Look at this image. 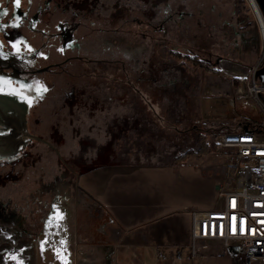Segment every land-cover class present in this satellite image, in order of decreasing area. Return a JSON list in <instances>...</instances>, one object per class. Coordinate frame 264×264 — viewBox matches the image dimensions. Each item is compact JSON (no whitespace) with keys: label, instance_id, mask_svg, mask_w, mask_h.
<instances>
[{"label":"flooded vegetation","instance_id":"1","mask_svg":"<svg viewBox=\"0 0 264 264\" xmlns=\"http://www.w3.org/2000/svg\"><path fill=\"white\" fill-rule=\"evenodd\" d=\"M169 5L0 0V40L45 91L27 116L31 140L0 161V249L38 245L79 212L115 222L108 207L134 204L164 167L212 144L195 67L152 47Z\"/></svg>","mask_w":264,"mask_h":264},{"label":"rangeland","instance_id":"2","mask_svg":"<svg viewBox=\"0 0 264 264\" xmlns=\"http://www.w3.org/2000/svg\"><path fill=\"white\" fill-rule=\"evenodd\" d=\"M170 2L172 5H169L167 13L168 22H154V28L161 24L164 28L160 34H154L152 47L160 54L177 53L185 65L195 67L192 71L197 74L201 88L198 104L203 117L212 125V144L203 148L213 146V149L203 160L193 158L185 164L189 184L184 183L178 185L179 188L171 189L173 168L166 172L170 179L164 187L163 201L166 206L171 205L174 195L181 202L178 205L181 207L184 206L183 199L188 196L194 200L193 207L214 209L218 205L216 187L225 175V158L222 157L223 151L215 145V139L219 133L226 132L228 127L238 129L264 119L261 106L241 88L244 81L247 90L249 79L253 77L254 69L264 55L262 31L248 0ZM141 41V46L147 45L145 40ZM194 57L205 62V67L195 66L191 60ZM260 70L258 83H264L261 79L264 63ZM226 93L230 102L220 98ZM261 99L264 102V94ZM232 102L235 104L234 109ZM195 201L200 202L195 204ZM78 221L93 222L90 215L79 212L75 219L64 220L63 224L51 230L41 231L40 234L47 239L38 245L29 240V243L25 242L18 247H3L0 249V264H74L69 245H59L70 243L72 239L81 243V231L75 230V234L71 232ZM105 222L109 223L110 219L105 218ZM198 243L197 249L201 246V242ZM227 251L229 264L242 263V251L235 247ZM10 254L17 259H8Z\"/></svg>","mask_w":264,"mask_h":264},{"label":"crops","instance_id":"3","mask_svg":"<svg viewBox=\"0 0 264 264\" xmlns=\"http://www.w3.org/2000/svg\"><path fill=\"white\" fill-rule=\"evenodd\" d=\"M227 96L228 93L220 98L230 102L231 99ZM231 106L232 108L235 106L234 102ZM210 153L191 155L164 167L156 182L148 190L138 196L128 197L132 200L135 198L134 204L129 207L123 205L108 207L107 214L117 217V221L109 223L78 221L74 229L71 228V232L75 234V230L81 231L83 237L81 243L72 239L70 243L65 242L59 246L69 245L74 264H229V253L220 243L209 245L200 241L199 254L193 257L190 210L197 208L192 206L194 203L192 198L185 197L184 206L181 207L178 206L181 202H178L174 195L171 205L166 206L163 201L164 187L170 179L166 172L173 168L171 189L179 188L178 185L184 183L189 184L185 164L193 158L197 161L203 160ZM118 183H120L118 192L123 193L126 179L123 177ZM198 202L200 201H195V204ZM197 210L212 209L204 207ZM219 253H225V256L218 258ZM11 258L17 259L13 254L8 256V259L12 260Z\"/></svg>","mask_w":264,"mask_h":264},{"label":"built area","instance_id":"4","mask_svg":"<svg viewBox=\"0 0 264 264\" xmlns=\"http://www.w3.org/2000/svg\"><path fill=\"white\" fill-rule=\"evenodd\" d=\"M260 64L247 90L244 81L241 88L264 111V83H258ZM226 130L215 139L225 158V175L216 187L218 205L209 211L190 210L193 257L199 254L197 243L203 241L209 245L220 243L225 250L238 248L243 253L242 264H264V119ZM224 256L225 253L217 254L218 258Z\"/></svg>","mask_w":264,"mask_h":264},{"label":"water","instance_id":"5","mask_svg":"<svg viewBox=\"0 0 264 264\" xmlns=\"http://www.w3.org/2000/svg\"><path fill=\"white\" fill-rule=\"evenodd\" d=\"M264 16V0H255ZM31 67L0 40V161L14 162L31 140L27 116L45 91Z\"/></svg>","mask_w":264,"mask_h":264},{"label":"bare ground","instance_id":"6","mask_svg":"<svg viewBox=\"0 0 264 264\" xmlns=\"http://www.w3.org/2000/svg\"><path fill=\"white\" fill-rule=\"evenodd\" d=\"M248 2H249L250 6L254 12L256 19L258 20V22L260 24V28L262 31V37H263V43H264V16H263L262 12L260 11L255 0H248Z\"/></svg>","mask_w":264,"mask_h":264},{"label":"trees","instance_id":"7","mask_svg":"<svg viewBox=\"0 0 264 264\" xmlns=\"http://www.w3.org/2000/svg\"><path fill=\"white\" fill-rule=\"evenodd\" d=\"M191 60H192V62H193V64H194L195 66H199L200 68H204L205 65H206V63L203 62V61H200V60L198 59V57H194V58H192ZM212 149H213V146H211V147H205V148H202L199 152L194 153V154H191V155H202V154H208V153L211 152ZM191 155H189V156H191Z\"/></svg>","mask_w":264,"mask_h":264},{"label":"snow or ice","instance_id":"8","mask_svg":"<svg viewBox=\"0 0 264 264\" xmlns=\"http://www.w3.org/2000/svg\"><path fill=\"white\" fill-rule=\"evenodd\" d=\"M17 4H19V0H17Z\"/></svg>","mask_w":264,"mask_h":264}]
</instances>
